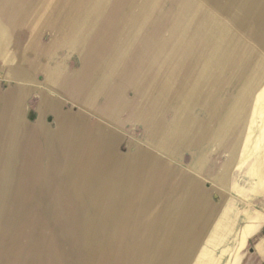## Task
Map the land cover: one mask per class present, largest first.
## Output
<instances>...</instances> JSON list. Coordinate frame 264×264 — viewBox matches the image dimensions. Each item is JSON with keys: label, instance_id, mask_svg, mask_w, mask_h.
<instances>
[{"label": "rangeland", "instance_id": "1", "mask_svg": "<svg viewBox=\"0 0 264 264\" xmlns=\"http://www.w3.org/2000/svg\"><path fill=\"white\" fill-rule=\"evenodd\" d=\"M0 264H264V0H0Z\"/></svg>", "mask_w": 264, "mask_h": 264}, {"label": "crops", "instance_id": "2", "mask_svg": "<svg viewBox=\"0 0 264 264\" xmlns=\"http://www.w3.org/2000/svg\"><path fill=\"white\" fill-rule=\"evenodd\" d=\"M20 73H21V72H20ZM18 75H19V74H18ZM21 75H22V74H20V76H21ZM243 86H244V85H243ZM199 97H200V99H201V98H204L203 95H200ZM200 99H199V100H200ZM200 101H203V100H200ZM216 104L219 105L218 103H216ZM233 106H234L233 103H232V104L227 103V104L225 105V108H224V109H225L226 112H228L229 109L234 110V109H233ZM225 111H224V112H225ZM14 112H16V113L14 114L13 117H17V116H18V113H17V112H18V108H17V107H14ZM14 112H13V113H14ZM210 126H211V125H210ZM215 126H216V125H215ZM185 127L188 128V129L190 130V132H193V130H197V129H198V128H197V125H186ZM217 128H218V125H217ZM197 206H198V203H194V207H197ZM194 207H193V209H195ZM198 207H199V206H198ZM190 212H191V211H190ZM195 212H196V211H194L193 214H195ZM191 213H192V212H191ZM199 213H200V212H199ZM206 214H209V213H206ZM205 218H208V217L206 216ZM196 219H197V217L195 216L194 221H195ZM170 233H171V232H170ZM176 234H177V233H176ZM171 236L174 237V233H172ZM167 240H168V239H167ZM169 243H170V241H169ZM208 260H209V259H208ZM209 261H210V260H209Z\"/></svg>", "mask_w": 264, "mask_h": 264}, {"label": "bare ground", "instance_id": "3", "mask_svg": "<svg viewBox=\"0 0 264 264\" xmlns=\"http://www.w3.org/2000/svg\"><path fill=\"white\" fill-rule=\"evenodd\" d=\"M109 155H110V154H109ZM109 155H108V156H109Z\"/></svg>", "mask_w": 264, "mask_h": 264}]
</instances>
